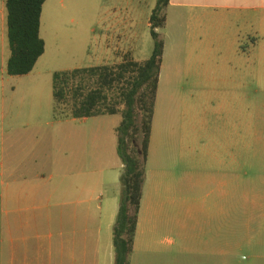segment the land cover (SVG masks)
I'll return each mask as SVG.
<instances>
[{"label":"crops","instance_id":"1","mask_svg":"<svg viewBox=\"0 0 264 264\" xmlns=\"http://www.w3.org/2000/svg\"><path fill=\"white\" fill-rule=\"evenodd\" d=\"M6 1L0 0V264H115L114 226L124 168L118 153L119 126L101 143L94 123L86 128L80 125L74 147L69 151L62 143L57 155L50 144H26L19 134L7 136L8 131L32 128L38 139L43 129L32 122L19 126L8 121L18 116L11 113L10 117L4 108V64L8 66L11 57ZM166 15V26L158 30L164 54L131 264H228L234 255L229 252L221 205L227 197V164L216 156L204 160L205 173L198 175L202 182L196 184L195 174L188 170L195 162L187 159L186 171L177 176L179 164L173 154L180 115L163 109L162 72L170 57L185 55L189 67L197 69L226 68L241 63L244 56L248 64L255 63V50L264 52V0H170ZM90 31L106 64L122 63L138 50L135 20L131 14L120 16L116 8L107 21H94ZM209 81L208 128L215 133L222 126H214V118L215 125L222 121L225 127L234 114L236 119L239 114L241 127L244 82L239 81L234 92L222 94L218 79ZM95 118L99 117L72 120L87 124ZM10 139V147H5ZM211 144L221 146L214 134ZM27 150V157L21 159ZM31 152L33 157L28 159ZM178 201L185 211L176 214V225H155L169 204L173 213ZM188 222L195 225H180Z\"/></svg>","mask_w":264,"mask_h":264},{"label":"rangeland","instance_id":"2","mask_svg":"<svg viewBox=\"0 0 264 264\" xmlns=\"http://www.w3.org/2000/svg\"><path fill=\"white\" fill-rule=\"evenodd\" d=\"M157 2L49 0L43 11L41 27V37L47 44L46 54L36 70L29 76H10L7 73V62L4 64V108L10 117L11 113L18 116L16 119L8 118V121H16L19 126L28 122L42 125L43 133L38 134L36 139L37 134L33 133L32 128L26 131L17 129L14 133L8 131L7 136L19 134L20 142L26 144H50L53 152L43 153L52 152L57 155L62 143L67 144L69 151L71 145L74 147L76 127L83 125L86 128L94 123L100 131L102 143L103 136L121 125L122 116L99 117L87 124L73 121L68 106L59 105L57 109L53 95L54 74L107 63L106 57L104 59L97 54L95 39L90 30L94 21L101 18L107 21L113 8L122 17L131 14L136 22L138 50L127 58L136 61L149 59L155 43L149 23ZM254 55L253 64H248L244 56L241 63L215 70L189 67L186 55L176 60L170 57L162 72L163 109L180 115L178 145L173 154L179 164L177 176L181 178L186 171L184 160L187 159L195 162L188 170L195 174L193 181L196 180V184L202 182L198 175L205 173L201 165L204 160L216 156L227 164V197L221 205L226 213L225 233L229 252L231 254L233 251L234 255L229 256L228 264H264V52L258 48ZM213 78L218 79L217 89L222 94L232 90L234 92L238 82H244L241 127L239 114L237 119L234 114L232 121L225 127L222 121L215 125L217 119L214 118L213 125L222 126L221 131L215 130L212 133L208 128L206 97L211 91L209 80ZM213 134L221 143L218 148L211 144ZM11 141H7L5 147H10ZM140 144L141 141L138 142ZM29 152L27 150L21 159L27 157ZM101 153L104 155V152ZM32 157L31 152L28 159ZM116 159L121 163L117 156ZM35 161L33 159L30 162L33 168ZM108 189L111 191V188ZM181 205V201L174 204L172 213L169 204L167 213L155 225H176V214L182 216L185 211ZM202 215L200 217L204 221ZM200 225L205 224L201 222ZM188 235L193 236L192 233Z\"/></svg>","mask_w":264,"mask_h":264},{"label":"trees","instance_id":"3","mask_svg":"<svg viewBox=\"0 0 264 264\" xmlns=\"http://www.w3.org/2000/svg\"><path fill=\"white\" fill-rule=\"evenodd\" d=\"M47 1H6L11 49L8 75H29L45 54L41 25ZM169 3L170 0H158L150 18L155 43L149 59L126 58L119 64L57 72L53 77L57 109L59 105L68 106L72 118L122 116L117 135L124 168L120 208L114 226L115 264H131L134 253L164 54V42L158 30L166 26Z\"/></svg>","mask_w":264,"mask_h":264}]
</instances>
